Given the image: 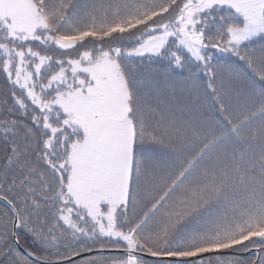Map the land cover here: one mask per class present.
Wrapping results in <instances>:
<instances>
[{
    "label": "trees",
    "instance_id": "16d2710c",
    "mask_svg": "<svg viewBox=\"0 0 264 264\" xmlns=\"http://www.w3.org/2000/svg\"><path fill=\"white\" fill-rule=\"evenodd\" d=\"M33 1L48 22L47 29L39 30L41 36L78 40L70 48L32 40L23 51L17 39L7 34L0 38V43L24 54L30 49L49 58L36 80L41 88L84 52L95 58L117 47L122 50L117 60L130 92L136 139L128 201L117 216V228L128 235L139 225L132 238L144 252L189 256L219 251L188 261L136 259L144 264H255L257 253L240 252L261 248L256 264H264V36L233 45L230 31L242 26L243 19L233 8L217 5L201 13L198 23L211 59L193 58L175 39L157 54L137 56L130 51L174 21L187 0ZM10 56L0 53V195L18 211L20 243L48 260L92 248L127 247V242L102 236L89 223L69 226L61 219L72 205L69 149L84 133L67 124L66 114L56 107L46 115L47 109L6 70L8 58L18 59ZM46 92L51 95L52 90ZM160 94L168 99L165 104L159 102ZM177 106L179 112L173 115L179 124L189 117L194 122L180 128L183 143H171L167 149L174 155L167 163L178 166L174 175L168 171L171 165L160 164L158 157L165 149L159 134L152 130L146 135L154 142H147L143 134L148 127L139 118L146 110L158 115ZM238 125L231 135L234 151L224 160L218 151L221 142H215ZM188 128L196 131L185 141ZM14 221V212L0 200V264H41L13 245ZM126 259L125 254L106 253L62 264H114Z\"/></svg>",
    "mask_w": 264,
    "mask_h": 264
},
{
    "label": "rangeland",
    "instance_id": "374dc122",
    "mask_svg": "<svg viewBox=\"0 0 264 264\" xmlns=\"http://www.w3.org/2000/svg\"><path fill=\"white\" fill-rule=\"evenodd\" d=\"M215 5L230 6L244 18L245 24L242 27L231 30V40L235 45L255 36L264 35V0H187L175 21L164 25L161 33L146 39L132 53L137 55L157 53L163 48L167 40L174 37L177 39V45L187 49L193 57L205 58L206 45L203 32L197 29L198 16L201 12ZM3 25L7 29V33L3 31ZM47 25L46 18L42 16L38 6L32 0H0V38L5 39L7 34L10 38L18 39V44L22 45L21 50H27V40L37 39L39 28ZM51 41L62 48L71 47L77 42L75 38L62 36H53ZM116 51L121 53L120 48H116ZM111 52L113 53V51ZM0 53L15 56L8 46H3L1 43ZM18 53L19 58L15 62L10 59L9 63L5 64V68L10 71V75L14 77L17 83L22 76L20 73H23L25 76L24 84L31 86L35 78L34 72L39 71L43 58L40 57L37 60L38 56L33 54L31 60L34 58V62L28 64L23 59V52L19 51ZM112 53L104 52L101 56L93 58L86 52L81 60L74 62V70L87 73L91 82L87 83L80 79L76 81L80 84L78 88L60 90L62 92L58 93L55 99H48L47 101L51 103V106L53 104L58 105L65 111L68 116L67 124L78 128L82 127L85 132L82 140L71 145L70 194L72 205L62 215V219L68 224L85 222L84 215L78 214V212L84 211L95 231L101 235L126 238L127 235L122 234L115 227V220L119 209L129 195L133 164L134 127L129 116L127 82L116 57ZM28 66L31 67L30 71H26ZM66 79L68 77L65 76L63 69L52 78L48 86ZM30 86L29 89L35 91ZM45 87L47 88V85ZM36 96L40 102V97ZM167 101L168 99L160 94L159 102L165 104ZM178 112V106L171 112L164 113L162 111L158 115L146 110L139 118V122L148 127L147 132L143 134V137L146 136L147 142L149 140L154 142L152 138H148L146 135L150 134L152 130L160 136V138L157 136L159 144L165 149L161 150L163 157H158L161 159L160 164L162 166L168 162L169 157H174L173 153L167 150L171 148V143H178V141L180 144L183 143L179 139V131H182L180 128L187 127L194 122L192 117L188 119L181 117L183 120L179 124L176 121L178 118L173 115ZM137 113L139 114L138 107ZM199 114L200 112H196V117ZM240 127L238 125L232 128L215 142V144L221 142L218 151L224 154V160H229L234 151L231 135ZM145 130L143 127V131ZM195 131L196 128H188L185 132V141L193 138ZM172 136H175L176 140L172 139ZM52 139L53 136L50 137L49 141ZM216 151L217 149L212 150V152ZM151 161L154 162L153 159ZM167 165H171V162ZM168 169L176 175L178 166L171 165ZM183 171L176 178L174 185L177 186L186 175L183 174ZM183 188L185 189V185ZM160 204L161 202L157 203L149 214ZM168 211L169 209L165 210V212ZM75 213L78 214V218H76ZM129 242H133V240ZM115 264L144 263L134 258H130V260L127 258L125 262Z\"/></svg>",
    "mask_w": 264,
    "mask_h": 264
},
{
    "label": "water",
    "instance_id": "95a60500",
    "mask_svg": "<svg viewBox=\"0 0 264 264\" xmlns=\"http://www.w3.org/2000/svg\"><path fill=\"white\" fill-rule=\"evenodd\" d=\"M6 204H8L12 210L15 213V226H14V245H16L19 249H21L26 255H28L31 259L36 260L42 264H60V263H64L67 261H72V260H76L80 257L83 256H87V255H91V254H98V253H125V254H129V255H133V256H137V257H142V258H149V259H173V260H189V259H196L202 256H205L209 253H215L218 251H210V252H204V253H200V254H195L192 256H188V257H172V256H160L157 254H152V253H147V252H141V251H137V250H129V249H94V250H89L80 254H77L75 256H72L68 259H62V260H44L41 258H38L37 256H35L32 252H30L29 250L25 249L18 241L17 239V229L19 226V216L16 212V209L14 208V206L4 197H0ZM254 250H251L250 252H252ZM256 251L259 253L260 249H256Z\"/></svg>",
    "mask_w": 264,
    "mask_h": 264
}]
</instances>
